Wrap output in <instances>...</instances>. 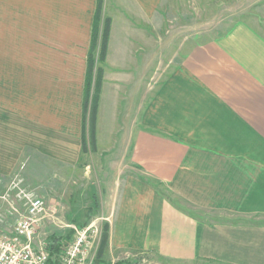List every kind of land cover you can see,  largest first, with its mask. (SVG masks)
Returning a JSON list of instances; mask_svg holds the SVG:
<instances>
[{
  "label": "crops",
  "instance_id": "obj_1",
  "mask_svg": "<svg viewBox=\"0 0 264 264\" xmlns=\"http://www.w3.org/2000/svg\"><path fill=\"white\" fill-rule=\"evenodd\" d=\"M173 2L103 3L111 23L105 60L98 63L104 74L98 111L120 122L123 136L115 153L96 150L113 157L108 166L101 163L107 190L93 217L105 221L109 233L104 256L129 249L182 264H264V222L254 219L264 216V14L187 42L170 33L176 23L162 15L177 12ZM97 5L0 0L2 186L24 156L64 170L78 164ZM16 22L17 39L10 36L16 30L4 29ZM164 28L170 29L164 34ZM38 53L46 63L40 70L29 62ZM66 58L80 60L73 87ZM176 199L241 220L211 222L177 207Z\"/></svg>",
  "mask_w": 264,
  "mask_h": 264
},
{
  "label": "rangeland",
  "instance_id": "obj_2",
  "mask_svg": "<svg viewBox=\"0 0 264 264\" xmlns=\"http://www.w3.org/2000/svg\"><path fill=\"white\" fill-rule=\"evenodd\" d=\"M173 3V7L176 9L179 7L177 12L173 10L170 12L163 11L162 15L164 16L165 14L166 19L170 20L171 24L176 23L175 26L171 27L173 30L170 33L184 37L185 41L187 42L201 40L204 36L208 35L222 34L230 29L237 21L247 20L254 23V14H256V17L259 14L261 16L262 13L264 14V11H261V6L264 3V0H174ZM0 17L5 18L1 13ZM107 18L108 17H106V15H102L103 23L100 22V36L101 32H103L105 19ZM14 26L15 27H8L4 29L8 34L13 30H16L15 33L10 35L13 38L15 36L16 39L17 36L22 37V32L17 31V22L14 23ZM168 29L170 28L163 29L164 34ZM261 29L264 31L263 27H261ZM36 56L40 57L29 60L31 66H36L39 69L43 65H46V63H44L45 60L43 59L44 56H42L40 53L35 54V57ZM69 61H72L73 65H67ZM65 62L66 67L70 68V73L72 74L71 86L73 87V84H77L76 75H80V71H78V64L80 60L66 58ZM98 63L99 62H97V66L100 68L99 72L102 73L100 64ZM85 68L87 70V65ZM73 75H75L76 81H74ZM103 76L104 74H101L99 101L101 100V96H104L102 89ZM65 77L67 79L69 76L66 74ZM0 78H4V76L1 75ZM75 87L76 86H74V88ZM83 101L84 86L82 107ZM105 103L106 102L104 100L103 106L106 105ZM97 107L99 108V102ZM98 108L94 124L91 122L92 117L90 103L86 111H84V107L82 108L83 123L85 122L83 130L84 136L83 140L81 141L82 155L77 165L64 170L65 167H63V169L58 167L56 162H53L49 159L44 161L35 155L31 159L29 158V160L26 158L27 156H24L23 159L18 162V169L16 172L21 171L26 185L34 189L37 195L44 197L49 209L55 211L53 216H48L42 219L40 225L37 226L38 230L35 235V240L45 238V241L49 245V238H51L52 234H67V232L72 229V235L66 241V245L71 240H73L76 235V230L71 226H76L78 229H83L88 227L90 224H93L91 228L98 230L100 233L98 235L96 244L94 245V250L96 253L95 259L97 261L96 263L182 264L181 262L179 263L162 259L152 254V252L146 253L142 251L125 249L119 250L117 254L111 256L110 259L106 257V255L104 256V252H101V249L104 251L105 248L107 249L108 247L109 233H107L105 229V221L102 219H93V217L94 215L96 217L100 214L103 207L102 201L105 198V193L107 190V187H105V181H103L104 172L102 171L103 167L101 163L103 165L106 164L105 166H108L113 162V160H111L113 157H109L104 151L101 153L100 150H96L97 148H112L111 152L115 153L120 148V143L123 136L120 135V122L117 123L110 119V114L104 116V111L102 109L98 111ZM97 115H100V122L98 125L96 123ZM96 126L98 127L97 131H99V136L97 137ZM118 126H120V130L118 129ZM97 138L99 140H97ZM22 165L24 168L20 169ZM105 166L104 168L108 170V168ZM143 178L149 183L150 179L147 176H143ZM8 182L4 184L5 186H2L3 184L0 182V195L5 192ZM94 193H96V196L92 197V194ZM174 204L190 213H196L201 217H206L211 222L241 220V217H237L232 213L195 209L184 202L181 204L179 200ZM95 205H98V207L93 209L92 206ZM7 208L8 205L6 201L0 198V218L5 219V225H12L15 220L13 217H8L6 215ZM254 219L258 220L260 223L264 222V216H257ZM57 257L58 254L53 258ZM189 264L222 263L212 260L198 259L195 262Z\"/></svg>",
  "mask_w": 264,
  "mask_h": 264
},
{
  "label": "built area",
  "instance_id": "obj_3",
  "mask_svg": "<svg viewBox=\"0 0 264 264\" xmlns=\"http://www.w3.org/2000/svg\"><path fill=\"white\" fill-rule=\"evenodd\" d=\"M0 198L8 205L6 215L15 220L4 229V218H0V264H104L96 263L94 245L100 233L91 228L93 224L83 229L71 226L76 230L75 238L62 247L57 258H53L45 238L35 240L37 226L55 211L26 185L21 171L12 175Z\"/></svg>",
  "mask_w": 264,
  "mask_h": 264
},
{
  "label": "trees",
  "instance_id": "obj_4",
  "mask_svg": "<svg viewBox=\"0 0 264 264\" xmlns=\"http://www.w3.org/2000/svg\"><path fill=\"white\" fill-rule=\"evenodd\" d=\"M104 0H98L97 9L94 15L93 30L90 42V49L87 57V70L86 78L84 85V101L83 107L84 111L88 109L89 103L91 105V122L94 124L97 114V106L99 102V89L101 83V72L100 68L97 66V62H104L106 56V49L108 44V38L110 33V23L109 18L105 19L103 32L100 36V19L102 17ZM85 124V122H84ZM72 229L64 233H54L49 238V250L51 251L52 256L59 255L62 247L65 245L66 241L71 237ZM101 252L103 250L101 249Z\"/></svg>",
  "mask_w": 264,
  "mask_h": 264
}]
</instances>
